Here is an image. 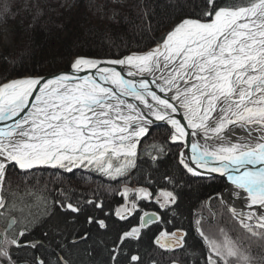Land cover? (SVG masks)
<instances>
[{
  "label": "snow or ice",
  "instance_id": "obj_1",
  "mask_svg": "<svg viewBox=\"0 0 264 264\" xmlns=\"http://www.w3.org/2000/svg\"><path fill=\"white\" fill-rule=\"evenodd\" d=\"M118 14L114 9L109 19ZM15 15L5 7L0 19L7 23ZM0 38L16 40L14 33H0ZM0 125V209L9 207L8 197L12 209L17 201L27 206L32 198L44 209L25 217L19 230L13 228L15 217L8 220L0 235V264H17L12 247L35 249L47 240L64 249L63 226L52 221L63 214L65 224H74L82 212L79 202L72 203L63 192L65 198H53L51 205L43 194H21L12 176L23 174L25 185L34 170L43 168L69 173L86 169L110 180L129 178L138 167L139 144L153 125L166 126V140L176 147V169L181 179L188 178L185 183L222 179L229 200L240 202L239 210L226 207L247 243L224 229L218 237L210 236L201 221H195L203 264H264V0H232L228 6L201 0L194 15L180 16L147 50L107 58L77 55L69 72L0 83ZM153 149L149 158L159 166L167 149ZM162 179L172 190L125 186L120 192L124 203L115 217L124 221L140 214L135 226L118 234L110 250L112 264H121L123 248L139 241L146 230L173 222L165 216L174 215L179 180L168 171ZM140 201L154 202L160 211L142 210ZM86 203L104 211L100 202ZM85 223L109 227L95 215ZM37 228L41 239H22ZM187 236L180 227L160 229L155 244L165 250L183 249ZM87 238L86 232L79 237ZM253 245L261 251L254 252ZM130 261L139 264L140 257L131 255ZM35 264L46 261L37 258ZM53 264L69 261L58 254Z\"/></svg>",
  "mask_w": 264,
  "mask_h": 264
},
{
  "label": "trees",
  "instance_id": "obj_2",
  "mask_svg": "<svg viewBox=\"0 0 264 264\" xmlns=\"http://www.w3.org/2000/svg\"><path fill=\"white\" fill-rule=\"evenodd\" d=\"M79 1L92 8L93 14L83 12L80 17L71 16L65 19L62 16L64 15L62 0H0V13L5 7L16 13L15 18H9L7 23L0 19V25L9 26L16 36L17 46V51L13 55L9 56L7 51L0 52V83L16 76H45L66 70L69 68V60L77 55L107 58L147 50L155 46L156 41L165 35L170 25L174 24L180 16L194 15L201 3V0H119L118 4H114L112 0H98L95 5H92V0ZM218 3L221 6H228L232 0H218ZM114 9L119 14L114 20L109 19ZM38 11L40 15H37ZM17 15H23L20 16L21 21H17L19 19ZM25 15L37 16L30 20ZM65 29L67 33L63 35ZM166 136L165 126L153 128L139 144L137 169L133 170L129 178H120L119 183L118 181L116 183L119 186L148 187L154 192L164 188L172 190L173 186L168 185L162 179V175L165 171L173 174L174 178L179 180V186L175 189L179 193V201L174 206V215L165 216V220L173 222L152 226L145 231L139 241H132L124 247L120 256L121 264H132L131 255L140 257L139 264H173L174 261L176 264H198V262L203 264L201 256L203 245L195 231L197 227L195 221L197 219L201 221V228L204 224H208L203 216L208 213V200L212 210L223 221L221 224L225 223L234 236L241 238L243 236L236 222L229 216L225 218L224 214H219L221 209H219L216 195L223 190L224 181L218 179L185 183L188 178L181 179V173L176 169V147L167 142ZM153 145H162L167 149V155L159 166H154L149 158V153L155 154ZM21 176L11 177L13 187L16 188L19 185L21 194L25 190L43 194L48 197L49 205H51L53 198L58 200L65 198L60 194L63 192L72 203L79 202L82 212L77 216L74 224H65L63 214L52 221V223L59 222L63 226L64 235L67 238L64 249L49 244L47 240L43 246L35 249L12 247L10 252L17 264H35L37 258L44 259L46 264H53L58 254L68 260L69 264H112L110 250L118 234L124 229L135 226L140 214L138 212L136 216L124 221L115 217V210L123 205L124 199L118 194L121 187L115 189L113 193L106 191L108 186L112 187L111 183L116 184L114 180L111 182L102 175L92 174L93 180L97 179L107 187H90L89 189L82 179L83 175H75L72 178L70 177L72 174L59 169L34 170V174L27 178V185L21 182ZM47 176L51 178H46ZM54 176L58 179H53ZM88 200L102 203L104 211L94 209L92 205L86 203ZM7 203L9 207L2 209L0 223L5 224L10 218L15 217L21 228L25 217H28L30 213L38 214L44 210L40 202L34 198L27 206L17 201L15 209L11 208V197H8ZM139 207L146 211H160L158 206L147 201H141ZM90 215L105 219L109 227L99 229L97 225L86 224L85 221ZM200 216H203L202 219ZM176 227L188 233L185 248L165 250L155 244V238L160 229L173 231ZM85 232L88 238L80 240V235ZM41 238L40 230L37 228L23 239L27 242ZM73 238L77 240L76 244L71 243ZM253 251L258 252L261 249L258 245H253Z\"/></svg>",
  "mask_w": 264,
  "mask_h": 264
},
{
  "label": "rangeland",
  "instance_id": "obj_3",
  "mask_svg": "<svg viewBox=\"0 0 264 264\" xmlns=\"http://www.w3.org/2000/svg\"><path fill=\"white\" fill-rule=\"evenodd\" d=\"M63 1V3H62V13L64 12V15H62L63 16V18H71V16L73 17H80L81 16V14L84 12V14L87 12L88 14H93V12H91L92 11V8H90V7H88V6H85V5H83V3L82 2H80L79 0H62ZM220 1V0H219ZM92 2V5H95V3H97L98 2V0H92L91 1ZM82 5H83V7H82ZM81 8H86V9H81ZM96 13V12H95ZM16 16V15H15ZM20 16H23V15H17V18L19 17V19H20ZM25 16H28V18H30V20L32 19V18H36V16L37 15H25ZM88 16H90V15H88ZM92 17L93 16H95V15H91ZM19 19H17V21H21V19L19 20ZM29 20V21H30ZM28 21V22H29ZM69 21V20H68ZM33 22V21H32ZM30 25H31V23H30ZM0 33H7V34H9V35H11V34H13V32L10 30V28H9V26L8 25H6V24H3V25H0ZM66 33H67V30L65 29L64 30V33H63V35H66ZM0 43H1V46H0V52H6L7 51V53L9 54V56L10 55H13V53H15L16 51H17V46H16V43L14 42H10V41H6V40H4V39H2V38H0ZM90 57H93V58H100V57H96V56H90ZM74 59V57L72 58V59H70L69 61V68H70V63H71V61ZM68 68V69H69ZM68 69H66V70H68ZM26 76H33V75H26ZM34 76H39V75H34ZM23 77H25V76H22V77H14V78H12V79H17V78H23ZM11 80V79H10ZM10 80H8V81H10ZM7 82V81H6ZM155 127H157V126H155ZM155 127H152L151 129H150V131L153 129V128H155ZM166 127V126H165ZM147 137V136H146ZM145 137V138H146ZM144 139V138H143ZM142 139V140H143ZM141 140V141H142ZM139 148V147H138ZM46 169H50V168H46ZM60 171H62V172H66V171H64V170H60ZM66 173H68V174H72V176H70V177H72V178H74L75 177V175H83L82 176V179H83V181H85L86 182V184L89 186V189H90V187L92 188V187H98V188H102V187H107V186H103L102 185V182H100L99 180H97V179H95V180H93L92 178H91V175L92 174H95L96 176H98V175H102L104 178H106V179H108L107 177H105L103 174H101V173H99V172H96V171H89V170H86V169H74V171L72 172V173H69V172H66ZM46 178H51V177H49V176H47ZM53 179H58V177L57 176H54L53 177ZM110 180V179H109ZM119 180L120 179H117V180H114L115 182L114 183H116L117 181H118V183H119ZM111 182L113 181V180H110ZM118 183H116V184H112L111 183V186L112 187H107V190L106 191H108V193L109 192H111V193H113V191L115 190V189H118L119 187H121L120 188V190L118 191V194L120 195V192H122L123 190H124V185L123 186H119V184ZM127 187H129V186H127ZM129 188H139V187H129ZM225 189H226V185L223 187V190L220 192V193H218L217 195H216V197H217V201L219 202V209H221V211H219V214H224V217L225 218H227V216H229L230 217V219L232 220V221H234V222H236L235 220H233L232 219V217H231V215H230V213L228 212V210H227V207H226V205L228 206V204H227V199L224 197V199L223 200H221L220 199V196H221V193L223 192V191H225ZM131 195H133L132 193H130V196ZM121 196V195H120ZM141 202V201H140ZM139 202V203H140ZM147 203H149L148 201H147ZM152 203H154V202H152ZM155 204V203H154ZM209 203H207V209H208V213L206 214V215H204L203 214V216H204V218L205 219H207L206 221H207V223L208 224H204V226H202V228H203V231L206 233V234H208V235H210V236H219V230L220 229H224V231L228 234V235H230L231 237H237V236H234L232 233H231V231H230V229H229V227L224 223V224H221V222H223L220 218H219V216L212 210V208H211V206L210 205H208ZM156 205V204H155ZM157 206V205H156ZM121 207V206H120ZM149 211H151V210H149ZM2 212V209H0V213ZM203 216H200V218L202 219V217ZM211 217V218H210ZM13 218V217H12ZM12 218H10V219H12ZM9 219V220H10ZM7 222L8 221H6L5 222V224H1L0 223V235H2L3 234V232H4V229L7 227ZM203 223V222H202ZM236 224L238 225V223L236 222ZM238 227H239V225H238ZM13 228L14 229H16V230H18L19 228H21L20 227V225L19 224H15V225H13ZM239 231H242L243 232V230L239 227ZM242 232H240V233H242ZM10 235H11V233H9ZM245 238H246V235H245V233H243V236H242V239H244L245 240ZM23 239V238H22ZM245 243H247V239L245 240ZM176 250V249H175Z\"/></svg>",
  "mask_w": 264,
  "mask_h": 264
},
{
  "label": "bare ground",
  "instance_id": "obj_4",
  "mask_svg": "<svg viewBox=\"0 0 264 264\" xmlns=\"http://www.w3.org/2000/svg\"><path fill=\"white\" fill-rule=\"evenodd\" d=\"M126 78H128V77H126ZM223 197H225L227 199L228 206H235L238 210L240 209V202L239 201H230L229 200L227 190L223 193ZM207 203H210V200H208Z\"/></svg>",
  "mask_w": 264,
  "mask_h": 264
},
{
  "label": "water",
  "instance_id": "obj_5",
  "mask_svg": "<svg viewBox=\"0 0 264 264\" xmlns=\"http://www.w3.org/2000/svg\"><path fill=\"white\" fill-rule=\"evenodd\" d=\"M70 71V68L68 69V70H61V71H59V72H56V73H54V74H58V73H61V72H69ZM53 74H51V75H45V76H42V77H51ZM0 126H2V125H0ZM156 125H153L152 127H155ZM227 190V187H226V189H225V191ZM225 191H223L222 193H221V195L223 196V193L225 192Z\"/></svg>",
  "mask_w": 264,
  "mask_h": 264
}]
</instances>
